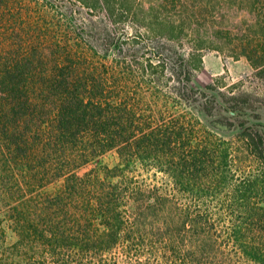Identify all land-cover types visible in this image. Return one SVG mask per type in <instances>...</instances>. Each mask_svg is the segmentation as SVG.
<instances>
[{
    "label": "trees",
    "instance_id": "16d2710c",
    "mask_svg": "<svg viewBox=\"0 0 264 264\" xmlns=\"http://www.w3.org/2000/svg\"><path fill=\"white\" fill-rule=\"evenodd\" d=\"M10 6V0H0V28L8 22ZM146 19L151 35L179 39L186 30L183 24L158 21L155 26ZM12 46L10 41L0 49V197L14 202L8 213L19 234L15 248L38 244L44 264H77L71 262L75 252L98 257L117 245L136 257L147 251L146 261L153 264H264V207L249 202L251 194L264 191V173L244 179L236 191L248 201L240 208L249 216L231 231H216L183 202L191 176L184 124L177 120L164 128L146 122L127 97L109 95L106 78L81 71L70 57L64 72L52 66L47 74H35L33 58L12 53ZM204 46L222 49L217 43L195 44L191 57L198 67ZM241 129L246 130L240 137L241 162L263 163L264 136ZM110 150L119 154V165L77 173ZM153 155L157 171L170 181L167 189L136 184L126 174L133 161ZM58 179H63L61 190L45 200L30 196L34 187ZM32 211L40 218L35 227L28 220Z\"/></svg>",
    "mask_w": 264,
    "mask_h": 264
},
{
    "label": "rangeland",
    "instance_id": "374dc122",
    "mask_svg": "<svg viewBox=\"0 0 264 264\" xmlns=\"http://www.w3.org/2000/svg\"><path fill=\"white\" fill-rule=\"evenodd\" d=\"M100 3L10 0L8 22L0 28V49L11 41L12 53H28L33 58L31 71L35 74H47L52 66L64 72L65 60L70 57L81 71L92 72L96 79L106 78L109 95L116 97L120 93L127 97L146 122L165 128L179 120L186 128L191 157L189 192L183 202L191 215L202 214L216 231H231L233 224L239 226L249 216L240 208V203L248 201L237 189L244 179L264 173V162L240 160L244 155L240 137L246 131L242 125L264 136V0ZM144 15L155 26L158 21L183 24L185 33L179 39L151 35L142 21ZM198 43H217L222 49L204 46L203 64L198 67L191 57ZM55 59L60 63L53 62ZM147 63L150 66L144 70L142 65ZM198 159L200 171L195 166ZM156 161L154 155L133 161L126 174L133 176L136 184L167 189L170 181L157 171ZM119 164V154L110 150L80 167L77 173L84 175ZM62 186L63 179H58L44 187H34L30 196L45 200L46 194L56 193ZM249 202L264 207V191L251 194ZM11 203L0 197V264H44L45 254L38 244L35 249L14 247L19 234L8 213ZM28 220L33 227L40 222L33 211ZM147 253L136 257L134 252L128 253L117 245L98 257L75 252L71 262L140 264V259L142 264H153L146 261Z\"/></svg>",
    "mask_w": 264,
    "mask_h": 264
}]
</instances>
